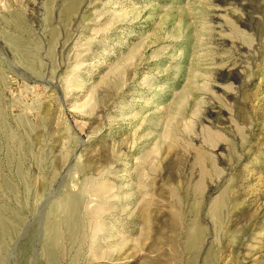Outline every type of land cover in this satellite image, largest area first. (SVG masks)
<instances>
[{
  "label": "rangeland",
  "instance_id": "obj_1",
  "mask_svg": "<svg viewBox=\"0 0 264 264\" xmlns=\"http://www.w3.org/2000/svg\"><path fill=\"white\" fill-rule=\"evenodd\" d=\"M0 264H264V0H0Z\"/></svg>",
  "mask_w": 264,
  "mask_h": 264
}]
</instances>
